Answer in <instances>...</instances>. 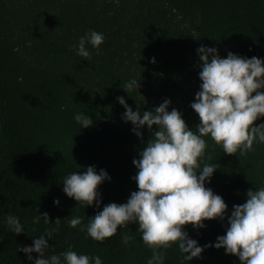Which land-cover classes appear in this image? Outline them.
<instances>
[{
	"label": "trees",
	"instance_id": "obj_1",
	"mask_svg": "<svg viewBox=\"0 0 264 264\" xmlns=\"http://www.w3.org/2000/svg\"><path fill=\"white\" fill-rule=\"evenodd\" d=\"M23 1L0 0V264H34L38 253L29 260L17 249L31 247L46 229H55L57 218L58 231L45 237L46 256L71 246L78 255L99 256L102 264H147L152 250L138 224L118 228L103 242L81 231L105 205L126 203L138 190L133 160L157 127L140 129L142 142L134 125L122 118L126 109L117 97L134 112L139 107L141 118L170 100L168 111L177 109L195 130L200 121L190 105L202 83L197 49L215 47L221 58L232 52L264 60V0H34L37 17L26 36L17 35L16 24L29 18ZM93 30L104 42L99 49L86 45L87 61L72 46ZM132 79L139 89L128 94L121 85ZM78 113L89 116L92 125L82 128L74 119ZM261 123L264 117L255 126ZM204 139L208 147L201 166H218L205 186L227 204L225 219L206 220L199 229L186 226L198 246H213L185 261L173 244L160 250L164 264H241L214 244L226 234L233 205L246 202L249 189L264 187V144L254 143V151L236 156ZM89 166L110 177L98 188L99 208L78 205L63 191L66 176L83 174ZM45 212L50 224L43 218L33 222ZM9 214L19 219L23 233L8 228ZM75 217L82 224L71 228L68 221ZM124 234L134 237L127 245L121 243Z\"/></svg>",
	"mask_w": 264,
	"mask_h": 264
},
{
	"label": "clouds",
	"instance_id": "obj_2",
	"mask_svg": "<svg viewBox=\"0 0 264 264\" xmlns=\"http://www.w3.org/2000/svg\"><path fill=\"white\" fill-rule=\"evenodd\" d=\"M103 42V34L93 30L81 36L72 47L78 56L88 61L91 53L86 45L99 49ZM197 53L202 62L199 71L202 83L190 105L200 121L195 130L189 129L177 109L168 111L170 100H164L153 111H144L141 118L139 107L134 112L123 97H117L126 109L122 118L134 125L132 131L142 142L140 129L145 125L149 130L153 125L157 127L139 153L140 158L133 160L138 172L132 179L138 190L131 193L126 203L105 205L81 228L88 237L103 242L116 235L118 228L138 224L143 243L152 250L147 264H164L165 252L160 250L171 248L173 244L178 245L185 261L200 258L204 248L213 246H198L184 231L188 225L203 228L206 220H224L228 208L220 195L205 186L218 166L214 163L201 166L208 147L204 137H210L227 155L246 156L254 151V143L264 144V123L255 126V122L264 117V91H261L264 89V60L242 58L232 52L221 58L215 47L201 46ZM121 87L129 94L134 88L139 89L138 80L132 79ZM74 119L82 128L93 123L84 114L78 113ZM106 179L110 177L105 170L97 174L95 167L89 166L83 174L74 172L66 176L63 191L78 205L95 203L99 208L98 188ZM54 203L59 205V200ZM41 218L45 224H50L46 212L42 216L38 214L33 222L39 223ZM60 222L57 218L55 229H46L34 239L31 247L17 251H23L29 260H33L31 253H38L34 264H62L61 257L63 264H102L99 256L78 255L71 246L59 255L46 256L49 244L45 237L51 238ZM227 222L226 234L217 237L214 247L237 256L241 264H264V187L255 191L249 189L246 202L233 205ZM68 224L76 228L82 224V218H71ZM7 226L17 235L24 232L19 219L11 214L7 216ZM133 239L124 234L121 243L127 245Z\"/></svg>",
	"mask_w": 264,
	"mask_h": 264
},
{
	"label": "rangeland",
	"instance_id": "obj_3",
	"mask_svg": "<svg viewBox=\"0 0 264 264\" xmlns=\"http://www.w3.org/2000/svg\"><path fill=\"white\" fill-rule=\"evenodd\" d=\"M34 0H24L22 5L25 11V14L29 16V18H26V21H20L16 24L19 26V33L17 35H27L28 31L30 29H33V23L35 22V19L37 15L34 11H38V8L35 5Z\"/></svg>",
	"mask_w": 264,
	"mask_h": 264
}]
</instances>
